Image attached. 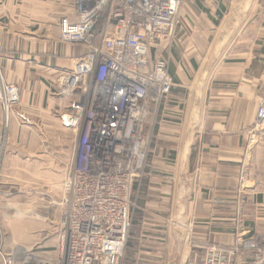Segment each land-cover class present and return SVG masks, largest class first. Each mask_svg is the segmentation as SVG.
I'll list each match as a JSON object with an SVG mask.
<instances>
[{
	"label": "crops",
	"instance_id": "1",
	"mask_svg": "<svg viewBox=\"0 0 264 264\" xmlns=\"http://www.w3.org/2000/svg\"><path fill=\"white\" fill-rule=\"evenodd\" d=\"M73 1L0 0V65L23 96L9 118L0 104L2 253L1 209L17 188L32 193L25 204L45 221L25 225L33 246L57 242L74 132L59 120L68 99L53 80L82 53L60 40L61 18L79 19ZM152 54L168 61L175 85L160 105L147 173L135 186L123 264H186L198 245H231L239 232H264V142L248 146L245 133L264 101V0H186L175 36ZM24 126L48 141L31 169L5 149ZM50 238L56 242L46 244Z\"/></svg>",
	"mask_w": 264,
	"mask_h": 264
},
{
	"label": "built area",
	"instance_id": "2",
	"mask_svg": "<svg viewBox=\"0 0 264 264\" xmlns=\"http://www.w3.org/2000/svg\"><path fill=\"white\" fill-rule=\"evenodd\" d=\"M181 6L182 0H74L78 21L61 18L60 40L82 53L53 80L57 95L68 99L59 120L74 132L57 242L0 252L4 264H123L135 186L147 173L160 105L175 85L168 61L152 49L173 39ZM0 104L6 118L23 106L19 84L1 66ZM245 133L248 146L264 142V101ZM186 264H264V232H239L231 245H198Z\"/></svg>",
	"mask_w": 264,
	"mask_h": 264
},
{
	"label": "rangeland",
	"instance_id": "3",
	"mask_svg": "<svg viewBox=\"0 0 264 264\" xmlns=\"http://www.w3.org/2000/svg\"><path fill=\"white\" fill-rule=\"evenodd\" d=\"M185 1L186 0H182L181 11L184 8ZM155 129L156 127L154 128V132ZM46 143H48V141L47 137L44 134L33 127L28 128L24 126L19 129L15 138L13 137L11 138V140L6 141L5 149L6 152L13 154V159L16 160L15 164L19 163L22 165V167L31 169L32 163L34 162L33 160L37 159L40 155V146ZM2 148L3 146L0 140V151L2 150ZM23 179L25 180V178L23 177L22 180H20L21 182H19V184H25V181ZM17 190L19 192H15L14 194L6 193L5 206H3V208L1 209L5 215L4 223L1 226L2 229L4 228L7 234V239L4 242V250H1L7 254H11L13 250L19 252L20 249L23 250V247H33V244L36 240H33V236H30L25 232V225L28 221L34 220L37 222H45L43 221V216H38L37 219H34L35 215H37V213H40V210L38 208L34 209L33 205L30 206L25 204V202H27V200L31 198L30 196H32V193L24 192L25 189L23 187L22 189L17 188ZM33 195H36L37 197V194L34 193ZM7 201L10 202L9 205H7ZM12 202L14 204H12ZM17 217L20 218L19 229L16 226ZM52 242H56L55 238H50L47 243H42L51 244Z\"/></svg>",
	"mask_w": 264,
	"mask_h": 264
}]
</instances>
